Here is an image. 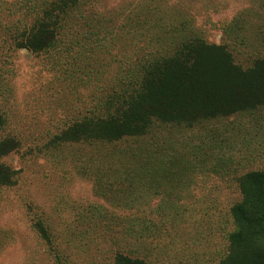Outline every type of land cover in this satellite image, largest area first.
Here are the masks:
<instances>
[{"label": "rangeland", "instance_id": "rangeland-1", "mask_svg": "<svg viewBox=\"0 0 264 264\" xmlns=\"http://www.w3.org/2000/svg\"><path fill=\"white\" fill-rule=\"evenodd\" d=\"M102 5L116 25L157 9L152 41L200 37L224 45L242 68L264 57V0ZM0 14V112L5 133L21 140L2 158L16 177L0 189V264H112L117 253L148 264H219L234 230L239 178L264 170V105L192 127L157 124L98 147L52 146L63 121L99 98L128 53L112 48L87 69L70 59L59 69L49 55L17 48L18 15Z\"/></svg>", "mask_w": 264, "mask_h": 264}, {"label": "trees", "instance_id": "trees-1", "mask_svg": "<svg viewBox=\"0 0 264 264\" xmlns=\"http://www.w3.org/2000/svg\"><path fill=\"white\" fill-rule=\"evenodd\" d=\"M102 6V0L0 1V10L18 15L17 48L49 55L59 69L69 59L87 69L112 48L128 53L111 81L100 87L99 98L83 102L76 108L78 117L63 121L52 146L98 147L144 136L157 124L192 127L264 105V57L242 68L224 45L200 37L152 41L153 21H161L157 9L147 7L139 21L116 25ZM6 125L0 112V189L15 183L16 173L2 158L21 142L5 133ZM238 188L240 200L230 210L234 230L219 264H264V170L243 174ZM35 229L50 242L41 222ZM112 264L148 263L117 253Z\"/></svg>", "mask_w": 264, "mask_h": 264}]
</instances>
